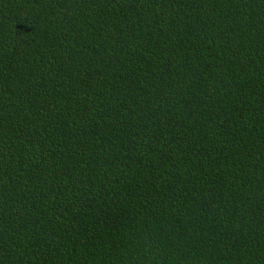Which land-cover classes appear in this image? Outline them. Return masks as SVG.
I'll list each match as a JSON object with an SVG mask.
<instances>
[{
    "label": "trees",
    "instance_id": "1",
    "mask_svg": "<svg viewBox=\"0 0 264 264\" xmlns=\"http://www.w3.org/2000/svg\"><path fill=\"white\" fill-rule=\"evenodd\" d=\"M0 264H264V0H0Z\"/></svg>",
    "mask_w": 264,
    "mask_h": 264
}]
</instances>
